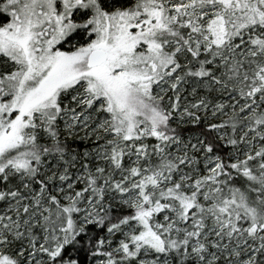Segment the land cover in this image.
Here are the masks:
<instances>
[{
  "label": "snow or ice",
  "instance_id": "obj_1",
  "mask_svg": "<svg viewBox=\"0 0 264 264\" xmlns=\"http://www.w3.org/2000/svg\"><path fill=\"white\" fill-rule=\"evenodd\" d=\"M0 264H264V0H0Z\"/></svg>",
  "mask_w": 264,
  "mask_h": 264
}]
</instances>
